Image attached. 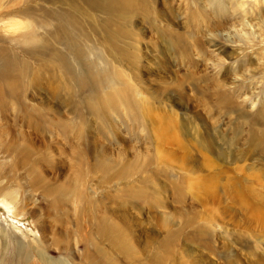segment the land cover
I'll return each mask as SVG.
<instances>
[{
  "label": "rangeland",
  "instance_id": "rangeland-1",
  "mask_svg": "<svg viewBox=\"0 0 264 264\" xmlns=\"http://www.w3.org/2000/svg\"><path fill=\"white\" fill-rule=\"evenodd\" d=\"M0 187L42 264H264V0H0Z\"/></svg>",
  "mask_w": 264,
  "mask_h": 264
},
{
  "label": "bare ground",
  "instance_id": "bare-ground-1",
  "mask_svg": "<svg viewBox=\"0 0 264 264\" xmlns=\"http://www.w3.org/2000/svg\"><path fill=\"white\" fill-rule=\"evenodd\" d=\"M25 35L26 37L23 41L25 44H34L38 41V38L31 31H28ZM16 193L18 192L5 191L3 193L2 188L0 187V213L2 214L3 211H5L6 213V216L4 217H2V215L0 214V240L2 242L8 237L10 241L16 243L13 247V255L18 256L17 264H42L39 263V261H42L43 259V253L37 246L38 235L34 233L32 235L31 230L24 234H13V230L19 229L20 226L16 223V221L12 222V217L14 219L17 216L22 217V214L25 211L31 214L33 213V215L35 214L33 208H26L24 206L25 203L22 202V199L17 198ZM1 209L4 210L1 211ZM35 227H38V225ZM28 234L30 235L28 236ZM37 257H40L41 259L38 260Z\"/></svg>",
  "mask_w": 264,
  "mask_h": 264
}]
</instances>
